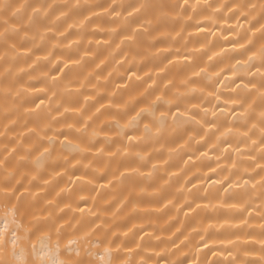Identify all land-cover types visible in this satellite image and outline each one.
<instances>
[{
	"label": "clouds",
	"instance_id": "1",
	"mask_svg": "<svg viewBox=\"0 0 264 264\" xmlns=\"http://www.w3.org/2000/svg\"><path fill=\"white\" fill-rule=\"evenodd\" d=\"M0 217V264H264V0H0Z\"/></svg>",
	"mask_w": 264,
	"mask_h": 264
},
{
	"label": "bare ground",
	"instance_id": "2",
	"mask_svg": "<svg viewBox=\"0 0 264 264\" xmlns=\"http://www.w3.org/2000/svg\"><path fill=\"white\" fill-rule=\"evenodd\" d=\"M77 11H80V10H77ZM0 223H3V218L0 217Z\"/></svg>",
	"mask_w": 264,
	"mask_h": 264
}]
</instances>
